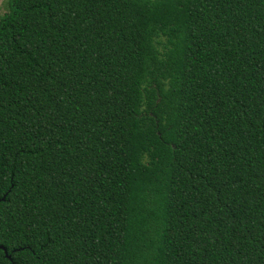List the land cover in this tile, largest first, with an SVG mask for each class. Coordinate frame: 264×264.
Here are the masks:
<instances>
[{
    "label": "trees",
    "instance_id": "obj_1",
    "mask_svg": "<svg viewBox=\"0 0 264 264\" xmlns=\"http://www.w3.org/2000/svg\"><path fill=\"white\" fill-rule=\"evenodd\" d=\"M6 7L0 264H264V0Z\"/></svg>",
    "mask_w": 264,
    "mask_h": 264
},
{
    "label": "rangeland",
    "instance_id": "obj_2",
    "mask_svg": "<svg viewBox=\"0 0 264 264\" xmlns=\"http://www.w3.org/2000/svg\"><path fill=\"white\" fill-rule=\"evenodd\" d=\"M7 0H0V16L2 14L7 13V7H6Z\"/></svg>",
    "mask_w": 264,
    "mask_h": 264
},
{
    "label": "water",
    "instance_id": "obj_3",
    "mask_svg": "<svg viewBox=\"0 0 264 264\" xmlns=\"http://www.w3.org/2000/svg\"><path fill=\"white\" fill-rule=\"evenodd\" d=\"M7 252V251H6ZM9 257H11V255H9Z\"/></svg>",
    "mask_w": 264,
    "mask_h": 264
}]
</instances>
